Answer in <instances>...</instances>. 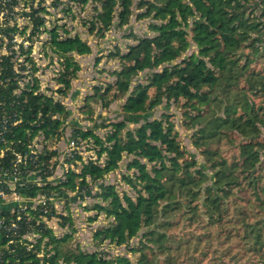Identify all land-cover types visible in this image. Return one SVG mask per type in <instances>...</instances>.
<instances>
[{
    "label": "trees",
    "instance_id": "trees-1",
    "mask_svg": "<svg viewBox=\"0 0 264 264\" xmlns=\"http://www.w3.org/2000/svg\"><path fill=\"white\" fill-rule=\"evenodd\" d=\"M73 1L98 5L87 26L90 34L101 37L113 26L127 25L135 3ZM138 7L145 8L139 19L152 17L157 22L149 25L154 35L135 37L136 43L126 52L115 48L109 54L120 64L110 73L115 79L94 86L80 106L82 117L95 121L94 106L106 110L124 100L125 118L102 124L101 128H110L104 137L94 129L74 128L71 139L91 144L98 158L85 160L73 152L65 159L69 167L57 182L49 179L59 167L56 145L71 112L42 92L40 80L16 94L19 86L10 58L2 62L0 124L5 125L0 149L6 152L0 162L13 167L22 155L23 176L34 172L42 184L27 183L18 192L25 199L43 196L47 205H39L30 214L22 212L16 230L0 228V264H135L127 256L109 258L107 252L71 246L76 225L69 205L85 195L100 201L88 208L97 211L90 221L101 213L112 219L108 226L95 230L97 247L106 242L128 246L146 230V242L131 248L138 255L137 264H207L209 252L201 246L211 239L207 228L218 227L228 241L239 239L238 246L225 250L224 259L241 264L239 259L249 254L245 264H264V0H139ZM44 21L36 19L34 30L49 34L44 45L60 65L56 93L67 97L82 70L76 56L91 55L93 50L79 35L63 37L59 28L64 26L42 30ZM193 46L196 51L189 53ZM141 74H145L144 83L137 82ZM163 105L175 106L186 129L194 131L193 145L206 166H200L182 145L173 114L128 128L130 117L152 113ZM35 141L42 149L33 153L30 147ZM224 141L238 151L232 159L221 148ZM124 162L132 174L124 175L123 181L135 197L121 196L115 185L105 182ZM58 202L64 204L66 213L57 210ZM3 215L16 218L6 211ZM44 217L68 232L58 236ZM179 219L191 226L203 221L208 232L171 237L166 231ZM229 224L238 227L229 229ZM28 233L36 235L34 242L23 238ZM235 248H240L238 258L231 256ZM184 254L186 258L181 259Z\"/></svg>",
    "mask_w": 264,
    "mask_h": 264
},
{
    "label": "rangeland",
    "instance_id": "rangeland-1",
    "mask_svg": "<svg viewBox=\"0 0 264 264\" xmlns=\"http://www.w3.org/2000/svg\"><path fill=\"white\" fill-rule=\"evenodd\" d=\"M47 9L49 8V13H44L46 16L45 27L43 29H52L55 25L64 26L59 28L60 33L63 37L79 35L84 41L88 42L92 47V54L86 56H76V60L82 66L81 72L78 74V77L72 82V89L68 93L67 97L59 95L56 93V90L59 86L56 83L55 78L58 76L57 70L60 69V65L56 62L57 58H53L49 52V48L44 45L49 39L48 33H39L38 31L29 37L30 42H33V57L38 61L39 66V76L42 85V92L46 93L49 96H53L58 102L62 104L64 101L65 107L71 112L69 117L66 119L64 127L62 129V137L57 143V149L59 155L57 157L59 161L58 170L53 178H50L51 182H57L60 178L63 177L69 164L65 163V159L68 157L66 153L68 152L67 146L68 141L71 140L73 135V129L81 127L82 129H94V131L99 134L101 137H104V134L110 130L101 128L102 124H108L125 118V115L121 112V106L124 104V100H119L113 103L109 109H102L100 106H94L96 110V119L95 121H89L82 117L80 113V106H83V98L87 94L93 92V87L101 85L103 83L112 82L115 78L110 75L111 72L120 68V64L117 60L110 58L109 54L114 52L115 48L121 49L123 52L127 51V48L136 43L135 37L142 38L146 36H153V32L150 31L149 25L157 23L152 17L139 19V14L144 13L145 8H139V0H135L134 6L132 7L133 14L131 16L130 22L124 27L113 26L111 31L106 33L105 37L100 35L90 34L88 32L87 22L92 19L96 14L94 10L97 4L90 2L89 4H82L79 1L73 0H46L43 2ZM42 6V4H41ZM260 11L255 12V16L260 17ZM257 17V18H259ZM262 20V19H259ZM28 25V23L26 24ZM116 25V24H115ZM67 30L68 33H65ZM29 30H27L28 38ZM196 51V48H193L189 51L192 53ZM188 53V54H189ZM48 54V55H47ZM48 56H51L50 58ZM49 62L50 65H49ZM56 62V63H55ZM137 82H145V74H141ZM82 98V99H80ZM80 99V100H79ZM78 100V102L76 101ZM76 103V104H75ZM164 113L173 114V121L175 123L177 132L179 133V138L182 145L185 149L192 154L195 159L198 161L199 165L204 167L205 160L201 155L200 151L197 150L193 145L192 134L194 131H189L186 129L184 124L181 121V116L179 110L175 106H171L169 109L166 105L158 107L152 113L146 115H140L138 117H130L127 122L128 128L133 130L138 128L140 124L145 123L147 120L160 119ZM94 116V118H95ZM86 142L79 144L78 153H80L85 160L89 157L95 155V150L92 149L91 144L87 145ZM91 148V149H90ZM222 150L229 155V159H232L233 156L238 154V151L230 145L227 141H224L221 145ZM101 163L104 162L103 159L100 160ZM127 162V161H126ZM121 166V169L110 174L105 182L107 184H113L116 186L118 193L122 196L127 193L128 195L135 197L136 193L123 181L124 175H131L132 173L126 170L124 166L125 163ZM206 166V165H205ZM77 170V169H76ZM206 172L211 176L210 170L205 168ZM34 182L41 183L42 180L39 177L34 178ZM251 194V193H250ZM100 202L98 199L93 198L90 195H85L84 198L77 197L73 202H70V211L74 215L76 232L74 234L73 240L71 241V246L77 247L80 246L82 250L88 252H107V257H114L116 255H122L129 257L135 264H137L138 255L131 252V248H139L140 243L146 242V238L143 237L145 229H143L139 235L132 239L129 245H124L120 247H115L114 245H109V242L104 243L102 246L97 247L96 242L93 241V236L95 230L99 228L108 226L112 219L106 218L104 214H100L96 221H90V219L97 216L96 210H89L88 208H93L94 204ZM57 210L66 213L64 209L65 206L63 203H55ZM242 205H245L241 201ZM233 212H236L234 207H231ZM251 214L252 211H249ZM232 217H235L231 213ZM205 225L202 223H196L194 226L189 225L186 221L179 219V223L176 224L170 231H166L170 234L171 237H192L200 236L203 232H211L212 236L208 242H204L201 248L209 252V256L206 259L207 264H237L234 259L230 260L228 258H223L224 252L226 249L231 246H238L239 239H232L231 241L227 240V234H222L219 231L222 229L218 228H207L205 230ZM50 227L54 229L58 236H62L67 230H63L57 224V221L50 223ZM235 224H229V229L237 228ZM240 248L233 249L231 256L238 258V253ZM243 250V249H242ZM190 254H193V251H190ZM235 254V255H233ZM199 256V254H196ZM248 257H242L239 260L241 264L248 262ZM186 258L184 254L181 259ZM225 260V261H224ZM220 262V263H219ZM206 264V263H203Z\"/></svg>",
    "mask_w": 264,
    "mask_h": 264
},
{
    "label": "built area",
    "instance_id": "built-area-1",
    "mask_svg": "<svg viewBox=\"0 0 264 264\" xmlns=\"http://www.w3.org/2000/svg\"><path fill=\"white\" fill-rule=\"evenodd\" d=\"M43 2H46V0H0V76L3 75L5 68L2 62L6 58H10L12 70L16 74V81L19 86V89L15 91L16 94H19L27 86H33L35 80H40L39 64L33 57L34 44L28 40L32 34L37 32V30H34L35 20L38 18H44L45 20L44 13H49V8L47 9ZM40 8L45 11H39ZM27 23L28 25H26ZM9 28H13L15 31L8 32ZM27 30H29L28 38ZM49 55L55 59L53 54L50 53ZM59 71L60 69L57 70L58 73ZM62 104L65 106L64 101ZM18 123L15 122L14 124L17 125ZM4 125L5 122L0 124V136L1 132L4 131L1 130ZM30 149L34 153L36 149L41 150L42 145L35 141ZM78 149L79 143L71 139L68 141L66 155L71 156ZM5 152V149H0V159L4 158ZM24 159L19 154L13 167L0 162V228L5 231H13L18 228L17 222L21 220L22 212L26 211L27 214H30L32 211L37 210L39 205H47V200L43 196L36 199H25L18 192L19 188L27 183L42 184V182H34V178L39 177L34 172H31L27 178L23 176L21 165L24 163ZM2 209L8 214L16 215V218L4 216ZM44 220L49 226L53 222L46 217H44ZM23 238L34 242L36 235L28 233Z\"/></svg>",
    "mask_w": 264,
    "mask_h": 264
},
{
    "label": "crops",
    "instance_id": "crops-1",
    "mask_svg": "<svg viewBox=\"0 0 264 264\" xmlns=\"http://www.w3.org/2000/svg\"><path fill=\"white\" fill-rule=\"evenodd\" d=\"M80 99H82V98H80ZM80 99H79V100H80ZM83 100H84V98H83ZM76 101L78 102V100H76ZM75 104H76V103H75Z\"/></svg>",
    "mask_w": 264,
    "mask_h": 264
}]
</instances>
